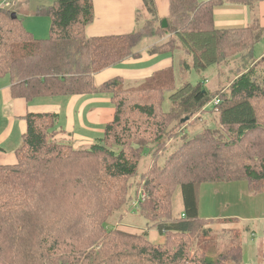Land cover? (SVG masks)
<instances>
[{
	"label": "trees",
	"instance_id": "1",
	"mask_svg": "<svg viewBox=\"0 0 264 264\" xmlns=\"http://www.w3.org/2000/svg\"><path fill=\"white\" fill-rule=\"evenodd\" d=\"M143 2L149 16L136 12L133 33L92 37L86 28L95 19L93 0H54L41 8L51 18L46 38L33 36L20 16L0 7V77H10L14 97L109 94L115 109L103 135L79 148L59 138L57 113L25 116L17 163H0V264H244L238 229L217 234L212 224L220 220L200 216L199 193L204 183L239 180L252 194L264 192V58L252 60L264 27L218 28L214 10L228 0H170L162 27L157 0ZM143 51H181L183 73L221 67L238 54L251 63L236 66L210 110L205 84L184 82L177 90L173 68L132 87L118 78L96 83L95 74ZM167 92L173 106L165 112ZM195 111L204 129L189 139L184 115ZM177 138L181 145L165 165H156ZM148 152L157 157L141 170ZM136 176L138 183L131 180ZM141 187L147 196L135 205ZM177 188L184 199L179 218L172 199ZM131 211L166 243L122 229ZM228 222L238 223L221 220ZM112 223L117 226L108 228Z\"/></svg>",
	"mask_w": 264,
	"mask_h": 264
},
{
	"label": "crops",
	"instance_id": "2",
	"mask_svg": "<svg viewBox=\"0 0 264 264\" xmlns=\"http://www.w3.org/2000/svg\"><path fill=\"white\" fill-rule=\"evenodd\" d=\"M246 1L248 2L228 0V3L219 5L214 10L215 25L218 28H234L248 27L251 23H257L263 28L264 0ZM93 2L95 19L86 28L89 37L133 33L136 30V12L140 10L145 17L149 16L143 0H93ZM157 7L161 19L170 15V0H157ZM260 53L253 59L256 61L262 59L264 49ZM176 55L178 53L148 54L143 51L139 57L126 59L117 67H109L95 74V81L98 84L114 78L142 81L164 69L173 68L177 71L178 56ZM237 58L238 56L234 60H228V63L221 65L220 70L226 66H232ZM11 86L12 81L9 76L0 77L1 164L17 163V151L23 145L27 130L25 116L29 112L57 113L60 117L59 138L70 140L78 148L93 144L103 135L105 126L114 118L115 109L109 94L37 97L27 102L23 97H14ZM202 187L208 188L210 196L208 194L209 199L202 204L199 193L201 217L217 220L237 219L240 224L264 222V202L262 201L264 192L252 194L248 182L244 180L211 182L204 183ZM244 196L248 198L245 199ZM172 199L175 217H182L184 199L181 188L175 191ZM260 201H262L261 206ZM254 206H256L255 209ZM207 211L209 214H206ZM123 228L134 232L142 230L135 228L131 223H127ZM149 236L154 243H163L165 238L158 230H151Z\"/></svg>",
	"mask_w": 264,
	"mask_h": 264
},
{
	"label": "rangeland",
	"instance_id": "3",
	"mask_svg": "<svg viewBox=\"0 0 264 264\" xmlns=\"http://www.w3.org/2000/svg\"><path fill=\"white\" fill-rule=\"evenodd\" d=\"M54 0H16L15 3L13 4L12 10L13 13H16V15L20 16L21 19H23V24L25 28L33 34V36L38 37V38H46L49 37L50 32H49V27L51 23V18L45 14H40L39 10L41 8H48L51 6ZM4 4V0H0V7H2ZM264 49V40L260 44L256 46L254 49V57L258 56L261 54L260 52ZM244 55L247 52L246 50L243 51ZM181 54V51H178V54ZM240 54L235 55L229 60H234L237 56L239 57ZM264 58V57H263ZM241 60V61H240ZM254 60V59H252ZM261 60V59H260ZM258 60V61H260ZM229 61V62H230ZM239 61V62H238ZM256 61V60H255ZM228 63V62H227ZM251 63L250 59H243L242 58H237L235 62L233 63L232 66H226L224 68L220 67L217 68V66H211L207 69L206 72L203 73H198L195 70L193 72H181V70H177V76H176V85H177V90H179L184 82L188 83H195L197 81H202L205 84V89L208 91L209 90V98H212L211 100L213 101L215 95H219L222 90L224 91L228 86L230 85V81L235 77L236 73L238 72V68L236 66H240L242 68H247L249 67ZM260 67H264V63L260 64ZM219 71L222 73L219 74ZM125 86L132 87L136 86L140 83L139 79L136 80H127L124 79ZM176 90V91H177ZM226 91V90H225ZM222 94V93H221ZM171 95L170 92H167L165 95V102L163 104V109L164 111H169L170 108L173 106L171 99H169V96ZM220 98V97H219ZM208 103L206 106V109L210 110V108L213 105V102ZM210 112H207L206 114L209 115ZM193 114V115H191ZM191 114H185L184 117L186 116V120L189 123V128H188V133L187 137L192 138L195 136V134L200 133L204 128L202 127V121L197 120L199 111H195L194 113ZM191 115V119L190 116ZM204 115L203 119L205 121L204 124H208L210 120V115L207 116ZM197 118V119H196ZM186 121V122H187ZM183 123H185L183 121ZM211 126L210 124L208 127ZM213 127V126H212ZM197 130H200L197 132ZM182 138H177L174 140H171L169 148H167L166 152L158 158V163L156 164L158 166H163L166 164L167 159L170 157L169 155L171 152L175 151L181 143H182ZM89 146V145H87ZM156 158L157 155H151V153H146L144 154L143 162L140 166L141 170H148L153 166V158ZM140 176H136L131 178V180H136L137 183L139 182ZM202 187V186H201ZM200 187V198H201V203L204 204L210 196V191L206 187ZM178 189V188H177ZM176 189V190H177ZM142 190H146L144 187H141L139 191L141 192ZM139 192V193H140ZM209 194V196H208ZM174 195V194H173ZM245 199L248 198L244 196ZM244 199V200H245ZM264 202V200H262ZM262 201H260V206L262 205ZM256 206H254L255 209ZM251 209L253 208L252 206L250 207ZM204 213L202 212V215ZM206 214H209L207 211ZM178 218V217H176ZM115 220V218H114ZM143 219L137 215L136 211H131L130 213L126 214V217L123 219V223H131L135 228L137 229H142L141 231H130L129 229H125L126 231L133 232L135 234H140L141 233H147L148 239L151 241V237L149 236V232L151 230L156 231L151 228H147L144 226V223L142 221ZM216 221L215 219H213ZM117 225L113 226V223L108 226V228L116 227ZM214 226L215 232L217 231V234H220V231L222 229H228V228H236L238 229L236 233L239 235V239L243 243V254H244V264H264V222H255L254 224H244V223H230L228 222L227 224L221 223V220L219 222H214L212 224V227ZM122 229H124L122 227ZM154 239V238H153ZM218 239V237H217ZM165 238L163 243L165 242ZM155 243H160V242H155Z\"/></svg>",
	"mask_w": 264,
	"mask_h": 264
},
{
	"label": "built area",
	"instance_id": "4",
	"mask_svg": "<svg viewBox=\"0 0 264 264\" xmlns=\"http://www.w3.org/2000/svg\"><path fill=\"white\" fill-rule=\"evenodd\" d=\"M16 0H4V4H2L3 6L1 8L5 9H10L12 8L13 4L15 3ZM213 103L215 104H219V98H214L213 99ZM146 192L145 191H141L140 195H139V200L137 202H135V205H138V203H140L141 200H144L146 198Z\"/></svg>",
	"mask_w": 264,
	"mask_h": 264
},
{
	"label": "water",
	"instance_id": "5",
	"mask_svg": "<svg viewBox=\"0 0 264 264\" xmlns=\"http://www.w3.org/2000/svg\"><path fill=\"white\" fill-rule=\"evenodd\" d=\"M16 17H17L16 13H12V18H16ZM167 26H168V20L164 18L162 21V27H167Z\"/></svg>",
	"mask_w": 264,
	"mask_h": 264
}]
</instances>
